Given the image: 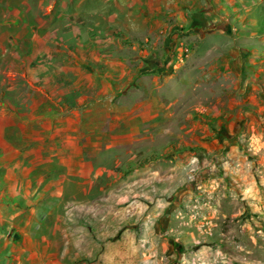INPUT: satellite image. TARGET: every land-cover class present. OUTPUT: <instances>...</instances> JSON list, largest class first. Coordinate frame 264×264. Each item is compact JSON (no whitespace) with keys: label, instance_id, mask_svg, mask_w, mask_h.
<instances>
[{"label":"rangeland","instance_id":"374dc122","mask_svg":"<svg viewBox=\"0 0 264 264\" xmlns=\"http://www.w3.org/2000/svg\"><path fill=\"white\" fill-rule=\"evenodd\" d=\"M195 1L188 17L195 26L189 23L186 27L193 32L182 35L179 52L182 61H189V81L203 79L210 84L206 92L209 99L217 95L223 98L219 114L210 121L209 130L214 133L208 136V142L221 147L223 154L235 151L234 160H221L223 154L216 153L219 149L200 159L196 155L202 146L196 145L178 149V155L188 152L178 160L172 158L177 154L164 153L163 162L153 166L164 146L152 143L149 146L156 152L154 160L144 159L137 153L138 147L132 152L120 148L87 156L94 170H100L96 178V173H91L87 179L77 176L76 181L68 178L51 182L52 173L47 172L51 165L44 164L36 172L26 171L27 166L30 168L36 157L68 155L63 151L57 155L53 153L55 147L49 146H62V137L57 138L56 133L63 128L57 121L59 116H68L66 120L73 122L74 115L73 106L57 108L54 103L59 96L57 92L50 95L48 90L77 84V20L84 24L93 12L92 5L102 3L105 7L107 0H0V22L10 18L19 22L18 26L0 25V260H12L13 264L25 260L28 252L19 244L36 239L47 245L46 254L55 259V264H264V204L258 201L250 206L236 199L237 173H230L228 165L241 155L247 159L250 137L255 135L256 142L264 138L260 97L264 92L257 94L261 103L242 110L249 122L253 114L256 129L246 124L241 129L232 125L240 112H236L237 99L246 95L240 91L249 81L244 61L253 48L250 30L256 32L255 39L260 37L264 42V4L250 11L246 0H239L233 5L235 10L231 7L220 13L210 0ZM77 4H81L78 18ZM108 13L98 10L97 19L106 18ZM250 18H258L262 25L229 26L233 20ZM217 19L214 28H197L196 24ZM105 30L93 31L97 51L106 46L102 42ZM131 45L115 42L114 52L137 59L129 49ZM261 53L257 49L253 55ZM179 57L176 53L172 61L181 62ZM86 60L88 69H92L91 60ZM218 69L225 73L223 92L214 85ZM43 89L55 102L41 105L48 99L41 93ZM43 114L50 122L42 124ZM29 131L45 132L53 138L46 144V139L27 137ZM170 162L184 166L174 174L177 180L170 177ZM182 177L184 180L179 181ZM262 185H256L257 194L264 191ZM227 191L230 195L225 197ZM183 223H190L185 236L191 245L188 250L177 235ZM36 226L38 232L44 230L45 240L32 234ZM175 240L184 248L181 254L173 246Z\"/></svg>","mask_w":264,"mask_h":264},{"label":"crops","instance_id":"0c3cea01","mask_svg":"<svg viewBox=\"0 0 264 264\" xmlns=\"http://www.w3.org/2000/svg\"><path fill=\"white\" fill-rule=\"evenodd\" d=\"M237 1L239 0H210L217 5V11L220 13L227 9L232 10L231 7L233 8ZM246 1L250 11L256 10L261 4H264V0ZM103 5L102 3L93 4L94 8L90 9L93 12L84 24L77 20V84L69 87L55 86L52 91L49 89L50 95L57 92L59 96L58 100L56 99L57 102L45 94V89L41 91L44 96H48V99H43L41 105L52 100L57 103V105L54 103L57 108L73 106V122L66 120L68 116L57 117L58 123H62L59 126H63L56 131L59 135L57 138L62 137V146H49L55 147L53 153H57V155L62 151L68 155L56 157L49 154L44 159L33 158V163L30 168L27 166L26 171L36 172L39 167L48 164L51 165L47 170L48 173H52V175L48 174L52 178L51 182L53 180L56 182L65 181L68 178L70 181L71 179L76 181L77 176L87 179L91 173H96L94 175L96 178L100 174V170H94L93 161L87 159V156L113 152L120 148L123 151L132 152L138 147V151H136L139 154L142 153L144 159L154 160L156 152L152 146H149L152 143L155 147L156 145L157 147L164 146V148L161 147L160 156L158 155V163H154L153 166L163 162L164 153L167 155L169 153L177 154L170 155L173 160H178L188 154L184 151L183 156L178 155V149L189 146H202V150L196 155L200 159L206 153L215 154L214 152L218 149L216 153L223 154V150L220 152L221 147H216L214 143L208 142V136L214 133L209 130L210 121L219 114L223 98L217 95L216 99H209V95L206 94L209 90V82L203 81V79L192 83L189 81L191 75V68L188 67L189 61L188 59L182 61L179 52V46L183 44L182 35L186 32H193V30L188 31L186 27L189 23H191V27L195 26L194 20L188 17L195 8L196 1L107 0L105 7ZM80 7L81 4H77V18L81 12ZM103 9L109 11L106 18L97 19L98 10ZM233 10L235 9L233 8ZM217 22L218 19L208 21L205 25H196L198 29L214 28ZM6 23L10 26L19 25L18 20L12 18L0 22V25H7ZM239 25L257 28L262 23L258 18L238 19L231 21L229 26L235 28ZM95 29H106L105 38L102 39L106 46L100 51L96 49L98 43L92 39L96 36V32L93 33ZM250 31L252 36L249 39L253 43V48H251L248 59L244 61L246 66L244 74H248L249 81L240 91L241 94L246 95L237 99L239 106L236 112H240L236 115L237 120L232 124L239 126L240 129L245 128V124L251 125L253 129L257 127L253 114H250L251 121L249 122L242 110L245 107L257 106L261 103V98L263 99L262 105H264V94H262L264 92V42L259 39L260 37L255 39L256 32ZM214 32L217 31L212 30V33ZM196 33L198 34V32ZM119 41L126 42L127 45L132 44L129 49L137 56V59L135 57L126 58L119 52H114L113 44ZM143 42L148 43L145 45ZM257 49L262 51L260 56L253 55ZM176 53H179L180 56L181 62L179 63L172 61ZM235 56L239 58L238 55ZM87 58L91 60L90 67L92 69H88ZM103 64H105V68ZM92 65L96 66L92 67ZM241 69L238 76H241ZM216 74L217 82L214 85H217L218 92H223L225 87L224 70L218 69ZM235 80H239V78L236 77ZM219 86H221V90H218ZM258 93L262 94L260 99L257 96ZM41 119L42 124L45 121L50 122L49 117L44 114L41 115ZM10 122L11 128L12 121L10 120ZM45 127L47 130L46 125ZM28 134L27 137H35L37 140L46 139V144L53 138L45 132L38 134L29 131ZM255 138L257 137L253 135L248 140L250 154L246 158L249 161L243 158L244 155H241L236 162H229L228 165L231 167L230 173H237L234 188L236 199L239 202L240 200L246 202L250 206L259 201L263 206L264 191L257 194L255 187L259 183H262L264 187V138H259V142H256ZM38 152L34 153L38 154ZM234 153L235 151L232 154L226 152L221 160L227 158L234 160L236 157ZM54 163L55 167H53ZM169 168L171 179L175 178L176 180L178 178L174 174L177 175L179 171L184 170L183 165L172 163ZM53 174L56 175L53 176ZM182 179L183 177L179 181ZM18 181H23V179H18ZM227 195H230L228 191L225 193V197H228ZM253 197H255L254 200ZM251 209L255 211L253 208ZM262 213L264 214V211ZM36 217L38 218L37 214H34L32 218L36 220ZM251 217L252 219L256 218L255 215ZM36 224V222H32V226ZM188 225L190 223H183L180 230L177 231V235H181L187 250L191 247L188 238L185 239L186 233L188 234L189 231ZM37 227L34 228L32 234H39L36 238L45 240L42 237L44 230L39 228L42 230L38 232ZM34 240L19 244L24 251L28 252L29 257L17 261V264H55V259H51V255L46 254L47 245ZM173 246L176 247L177 254H181L182 247L177 245L176 240L173 242ZM237 247L241 248V245L239 244ZM182 250L184 251V248ZM11 261L0 260V264H13Z\"/></svg>","mask_w":264,"mask_h":264}]
</instances>
